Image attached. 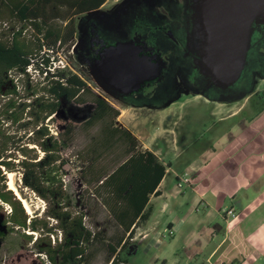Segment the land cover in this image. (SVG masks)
Segmentation results:
<instances>
[{
	"label": "trees",
	"instance_id": "1",
	"mask_svg": "<svg viewBox=\"0 0 264 264\" xmlns=\"http://www.w3.org/2000/svg\"><path fill=\"white\" fill-rule=\"evenodd\" d=\"M105 1L0 0V20H3L4 13H9L14 20H28L30 28L40 36L35 38L34 34H30L33 37L28 38L29 43L25 46L13 42V52L8 55L10 61L7 65H0V96L4 99L0 104V241L5 235L14 232L22 241L30 243L35 253L44 256L45 264H85L96 248L105 252V264H124L125 254L133 249L126 238L121 244L122 237L118 236L113 241H105L101 230L87 227L84 223L86 211L83 207L80 208V203L77 205L78 210H69V196L61 182L65 174L63 168L66 159L61 157L60 152L72 140L71 125H64L59 133V141L49 134L46 126L34 131L35 143L43 152L37 161L32 160L36 154L31 153L32 149L19 146L16 133L8 131L9 125L35 126L56 110L59 99L76 105L92 104L90 114L80 122V126L84 133L92 127L96 130L90 133L84 149L81 150L80 158L87 165L80 169L79 175L86 184L97 182L104 176L99 185L106 184L110 176L104 175L106 166L94 163L102 154L113 155L115 150L117 153L120 151V156L125 161L112 171L111 179L117 180L112 183L114 204H108V211L125 232L128 228L123 227L120 220L124 216L122 212L126 210V213H132L136 217L147 196L151 193L154 196L159 194L154 189L168 166V163L163 165L157 160L149 150H137L136 140L129 131L114 125L119 113L117 109L87 88L76 74L59 70L55 75H44L43 82L32 84L31 80H26L28 75L25 72L41 76L48 66L51 52L57 51L70 38L73 32L71 17L95 10ZM54 18H59L60 27L53 24ZM64 21L66 22L62 25ZM17 35L15 33L13 38ZM43 47L51 52L40 53ZM29 64L30 70L27 71ZM11 72L25 78L23 97L19 96V89L10 80ZM26 98H30L32 102L26 103ZM26 105L30 106L28 117L31 119L23 121ZM52 120L51 117L50 121ZM38 138L42 140L38 141ZM112 138H117V141L112 143ZM15 170H19L21 185L46 202L42 217H30L22 201L6 185L7 173ZM117 201L122 207L111 208ZM145 217L143 213L139 215L142 220ZM50 219L54 223H50ZM57 231L59 237L56 240L51 239V235L56 236ZM131 233L129 230L127 236ZM92 245L96 248L91 249ZM261 264H264V260Z\"/></svg>",
	"mask_w": 264,
	"mask_h": 264
},
{
	"label": "rangeland",
	"instance_id": "2",
	"mask_svg": "<svg viewBox=\"0 0 264 264\" xmlns=\"http://www.w3.org/2000/svg\"><path fill=\"white\" fill-rule=\"evenodd\" d=\"M113 1L106 0L94 14L104 15L105 8L111 5ZM125 1L127 2L128 0H118V5L121 4V11L117 12L119 15L126 13L125 9L128 5H122ZM142 1L144 2L145 0ZM148 1L151 3H165V9L162 7L160 12L162 14L168 13L167 10L169 9L173 19L178 17V0ZM184 3L187 4L185 8L187 14H189L190 0H185ZM112 5L115 6L117 4L114 2ZM86 16L87 14L82 17ZM187 21H190V16ZM250 39L251 42L244 62V71L247 74L241 84L238 87H221L215 82L214 84L211 83L209 88L217 87L221 95L231 100L241 99V97L254 90L255 86L256 90L264 91V83L259 82V80L257 82V78H263L262 81H264V37L261 38L255 33L251 35ZM74 42L71 41L64 46L60 56L57 58L62 59L63 63L67 62L69 64L63 66L65 72L77 73L93 90L106 97L108 104H113L112 106L119 113L122 111L118 124H123L134 131L140 130V133L144 132L146 134L149 132L147 136L151 139L152 144L148 143L149 139L146 141L147 145H150L152 150L157 147V155L171 163L162 180L164 194L162 197L155 199L156 204L159 202L163 206L161 209L157 208L147 222L148 227L153 226L160 230L158 241H152L149 245L147 241H138L135 250L125 254V264H187L186 258L189 256V251L182 248L186 231H182V237L179 231L174 233L173 236L168 235L166 223L169 220L175 222L177 219L182 218L183 221L187 219V222L191 220L192 224L196 226L203 222H208L210 225L222 224L223 220L214 209L216 196L213 191L217 189L215 186L217 184L219 186V183H221L218 180L225 178V171H228L223 161L230 149L226 147L210 159L207 164V167H209L208 173H205V170H201L200 173H194V178H188L189 186L183 184V186L177 188L175 185L180 193L174 194V176H181L183 172L188 173L190 164L197 160L199 153L205 148L212 146L215 135L224 133L228 122L218 121L217 119L219 116L226 114V110L222 109V106L220 107L212 101L206 100L207 98L205 99L204 96L209 97L206 93H201L198 96L195 93L198 90H190L186 86H182L183 89L181 90V86H179L181 84L172 83L170 86L166 81L159 85H152L145 92L135 94L133 97L127 96L123 102H119L92 72L87 71L84 65H79L80 60L78 58L71 56L70 45ZM79 45L80 43L78 42ZM260 65L263 66L260 68L262 71L258 72L257 69L259 70L258 67ZM56 69H61L60 64ZM209 78L208 75L203 76L200 81L204 79L205 81L200 83L206 84ZM3 100L0 96V104ZM240 102L241 100L237 101L235 105H241ZM89 109V105L79 106L71 102L66 103L61 106L60 111L55 115V121L50 125V129L56 131L58 129L59 133L66 124L71 125L72 129L71 142L63 147L60 152L61 157L66 159V164L63 168L65 169V174L61 178L62 187L69 196V210L71 212L78 210L77 205L80 203L82 205L80 208L83 207L84 211H86L84 223L87 227L93 230L97 229V227L98 230L105 227L107 228V233H116L114 222L107 218L106 208L101 204L103 196L101 195L99 184H96V182H87L86 184L79 177L80 169L87 165V162L80 158V153L84 149L91 135L90 133L94 130V127H92L93 130L89 129L87 133H84L80 126V122L88 115ZM256 112L257 109H255V105L251 106L250 100V106L244 107L243 114L248 118ZM240 116L242 115L240 114ZM263 121L264 113L253 122V127L257 128ZM242 139L238 135L230 141V145L235 147L242 144L244 142ZM110 156L112 155L102 154L94 164L100 165L106 157ZM219 164L220 166H218ZM13 173L15 185L20 195L28 202L31 208L28 213L29 216L37 215L42 217L46 202L21 185L19 170H15ZM211 185L213 189L211 187L209 189ZM201 197L208 201L206 205L202 202ZM228 202L229 198H226L224 204ZM48 221L54 223L51 219ZM56 237H59L58 231L56 236L55 234L51 235V239L56 240ZM131 243L133 242L129 241L128 245ZM90 248L95 249L96 247L92 245ZM104 258L105 252L100 248H96L85 264H105ZM44 259L43 255L37 254L31 249L30 243L27 244L22 241L14 232L5 235L0 241V264H45ZM176 259L180 262L177 263ZM257 263L259 264V262Z\"/></svg>",
	"mask_w": 264,
	"mask_h": 264
},
{
	"label": "flooded vegetation",
	"instance_id": "3",
	"mask_svg": "<svg viewBox=\"0 0 264 264\" xmlns=\"http://www.w3.org/2000/svg\"><path fill=\"white\" fill-rule=\"evenodd\" d=\"M178 1V17L176 19L172 18L169 9L167 10L168 13L162 14L160 12L162 11V7L165 9V3H151L148 0L144 2L142 0L123 2L122 5H128V7L125 9L126 13L122 15L117 13L121 11V4L118 5V0L112 2V4L116 2L117 5L113 6L111 4L105 8V13L102 12L104 15H100L102 17L98 13L94 14L102 5L95 10L75 14L71 17L73 32L70 38L57 51L51 52L47 47H43L40 49V53L45 51L51 52L53 58L57 59L64 46L75 40L70 45L71 56L78 58L80 60L79 65H84L87 71L92 72L119 102H123L127 96L133 97L135 94L145 92L152 85H159L165 81L170 86L172 83H179L181 84L179 85L181 86V90L183 89L182 86H186L190 90H198L195 92L198 96L201 93H206L209 96H204L205 99L207 98L206 100H210L220 107L222 106L221 108L226 110V114L219 116L217 120L227 121L228 126L235 124L239 128L240 134L238 135L244 140L242 144H249L248 149L253 142H263L262 136H258L255 133L253 122L264 113V91L256 90L255 86L254 90L241 97V99L231 100L221 95L217 88H209V85L213 83L212 77L200 62V40L190 28L191 21L193 22L191 16L192 9L189 5V14H187L185 0ZM85 14L87 16L82 17ZM189 16L190 21L188 22ZM66 21L62 22V25ZM60 23L59 18L53 19V24L56 27H60ZM252 27V34L256 33L257 36L264 37L262 24H259V22L252 23ZM15 33H18V35L13 38ZM30 34H34L35 38L40 37L39 33H35L30 28L28 20H14L9 13H4L3 20H0V65H7L10 61L8 55L13 52L14 47H12V43L17 42L25 46L29 43L28 38L33 37ZM78 42L80 43L79 46ZM63 65L69 64L64 62ZM120 65H133V68H129L128 71L130 72V76L127 75L120 78ZM262 67L260 65L257 71L261 72L262 69L260 68ZM244 69L243 65L238 77L226 87H238L244 80V77H246L247 73ZM125 71L126 69H124ZM57 72H45L43 70L41 76L34 75L32 74L33 72L25 73L28 75L26 80H31L32 84H34L37 81L43 82L44 75H55ZM74 74L82 79L77 73ZM9 75L11 77L10 80L16 84V88L20 91L18 93L19 96L23 97L25 91L22 89L26 87L24 84L25 78L23 79L13 72ZM205 75L210 77L208 82L206 84L200 83L205 81V79L200 81ZM143 77L147 78L141 79ZM136 80L140 81L138 87L134 90L132 88L137 85ZM258 80L264 83L262 81L263 78H257V82ZM84 83L87 88L107 102L106 97L93 90L85 81ZM239 100H241V105L236 106L235 103ZM250 100L251 106L255 105L257 112L247 118L243 114V110L245 106H250ZM24 101L26 103L32 102L30 98H26ZM70 102L59 99L56 110L33 127L30 125H9L8 131L16 133L19 146L32 149L31 153H36L35 158L32 159L33 161L39 160L43 154L42 150L35 143L36 135L34 131L38 130L39 127L46 126L49 134L59 141V130L50 129V125L55 121V115L60 111L61 106ZM71 103L74 104L73 102ZM82 105L90 106L88 111V114H90L93 105L89 103ZM29 107V105H26L23 112L25 116L22 119L23 121L31 119L28 117ZM51 117L52 121H50ZM262 126L264 127V123ZM37 140L41 141L42 138H38ZM248 141H252V143Z\"/></svg>",
	"mask_w": 264,
	"mask_h": 264
},
{
	"label": "crops",
	"instance_id": "4",
	"mask_svg": "<svg viewBox=\"0 0 264 264\" xmlns=\"http://www.w3.org/2000/svg\"><path fill=\"white\" fill-rule=\"evenodd\" d=\"M121 112L115 118L114 125L129 131L136 140L137 150L142 151L147 149L163 165L168 163V166L164 170L165 174L171 163L157 155V147L154 148L155 150H152L150 145H147L146 141L150 139L147 136L149 132H147L148 134L144 132L140 133V130L134 131L123 124L117 123L122 115ZM263 123L254 128L255 133L258 136L261 135L262 139H264ZM90 130H93V128H90ZM95 130L96 128L94 127L92 132ZM238 134H240L239 128L235 124H231L224 130V133L215 135L212 146L205 148L199 153L197 160L191 163L188 169V178H194V173H200L201 170H205V173H208L209 167H207V164L210 162V159L224 148L228 147L230 149L223 161L228 171H225V178L218 180L221 181L219 186L215 183L217 184L215 186L217 189L213 191L216 196L214 209L223 220L222 224L216 223V225H210L208 222H203L208 224L201 223L196 226L192 224L191 220L187 222V219L183 221L182 218L177 219L175 222L169 220L166 223L168 231L171 232L168 235L173 236L174 233L179 231L182 237V231H186L184 233L182 248L190 252H188L189 256L186 258L187 264H258L257 262L261 264L264 260V141L261 143L248 141L252 143V147L249 149L247 148L249 144H239L234 147L230 145V141L236 138ZM111 141L114 143L117 141V138H112ZM149 142L152 144L151 139ZM118 153L115 150L112 156L106 157L103 160L102 166H106L104 175L110 176L106 184L99 185L101 195L103 196L101 204L106 208L107 218L111 219V222H114V230L117 232L107 233V228L105 227L100 230L103 233L102 235H104L105 241L110 239L113 241L118 236L122 237L120 244L125 238L133 242L129 246L134 251L138 241H147L148 245L152 241H158L160 230L153 226L148 227L147 222L154 214V211L157 208L161 209L163 206L159 202L156 204L155 199L162 197L164 194L162 188L164 174L154 189L159 194L156 196L153 193L149 194L142 210L136 217H133L132 213H126V210L122 212L124 216L120 220L123 222V227L128 228V231H132L127 236L128 231H123L122 227L115 222L108 211L110 208L108 204H114L112 201V183L117 180L111 179L112 171L125 161V158L120 156V151ZM103 179L104 176H102L101 180ZM101 180H98L96 184H99ZM174 181H176L175 176ZM189 185L188 181L186 186ZM212 185L209 186V189L210 187L213 189ZM173 187L174 194L180 193L175 184ZM226 198H229V202L224 204ZM201 199L205 205L208 203L203 197ZM115 207L120 208L122 204L117 201L115 206H111V208ZM227 207H230L234 211L233 217L224 215L223 209ZM142 213L146 216L143 220L139 218V215ZM179 262L177 260V263Z\"/></svg>",
	"mask_w": 264,
	"mask_h": 264
},
{
	"label": "water",
	"instance_id": "5",
	"mask_svg": "<svg viewBox=\"0 0 264 264\" xmlns=\"http://www.w3.org/2000/svg\"><path fill=\"white\" fill-rule=\"evenodd\" d=\"M189 5L193 18L190 28L200 40V62L213 84L225 87L244 65L252 23L259 22L264 28V0H190ZM129 68L133 65H120V78L130 76Z\"/></svg>",
	"mask_w": 264,
	"mask_h": 264
},
{
	"label": "built area",
	"instance_id": "6",
	"mask_svg": "<svg viewBox=\"0 0 264 264\" xmlns=\"http://www.w3.org/2000/svg\"><path fill=\"white\" fill-rule=\"evenodd\" d=\"M60 64L61 69H56V67ZM63 60L62 59H54L53 55H51L49 57V62H48V66H46L45 68V72H54V71H59V70H65L63 69L64 65H63ZM26 70L29 71L30 70V64L26 67ZM175 185L177 188H180L183 184H187L188 182V173L187 172H183V174L181 176H175ZM224 215L228 216V217H233L234 216V211L230 208H224L223 209ZM171 232L168 231V234H170Z\"/></svg>",
	"mask_w": 264,
	"mask_h": 264
},
{
	"label": "bare ground",
	"instance_id": "7",
	"mask_svg": "<svg viewBox=\"0 0 264 264\" xmlns=\"http://www.w3.org/2000/svg\"><path fill=\"white\" fill-rule=\"evenodd\" d=\"M7 184H8V188H10L11 190L14 191V193L16 194V196L22 201V204L26 210L27 213H29L31 211V208L28 204V202L20 195L16 185H15V181H14V173L13 172H8L7 173Z\"/></svg>",
	"mask_w": 264,
	"mask_h": 264
}]
</instances>
